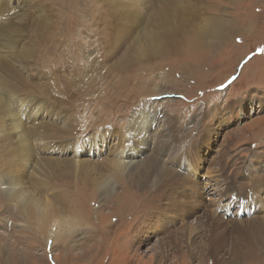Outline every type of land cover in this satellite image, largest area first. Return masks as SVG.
<instances>
[{"label":"rangeland","instance_id":"374dc122","mask_svg":"<svg viewBox=\"0 0 264 264\" xmlns=\"http://www.w3.org/2000/svg\"><path fill=\"white\" fill-rule=\"evenodd\" d=\"M13 1L8 14L0 15V29L9 32L4 37L14 34L10 47L13 54L1 51L0 57L10 60L8 70L13 65L14 71L0 67V88L9 85L13 97L9 98L12 102L8 101L17 104L14 109L22 120L23 111L36 103L63 113L58 117L44 109L33 116L38 117L40 124L50 121L45 127L50 132L27 129L46 135V155L51 156L53 143L58 141L70 146V158L81 150L83 170L66 171L65 166L52 181L42 176L38 168L33 169L35 163L27 166L28 172H34L33 181L41 177L47 192L58 194L59 205L65 207L62 213L51 207L42 212L31 204H10L6 200V184H0V264H224L229 259H236L235 264H264V241L260 253L252 256L236 257V250L230 247L240 234L239 221L248 220L250 213L255 218L264 217V190L260 189L264 186V104L255 100H264V0H208L212 3L208 12L219 17L217 28H229L233 22L234 36H225L202 48V52L182 55H159L157 49L141 39L142 35H138L141 38L137 42L134 36L140 30L146 32L141 25L134 29V36H124L136 22L127 21L125 14L117 17L130 0H22L21 6L16 4L20 0ZM148 1L150 4L146 5L145 0L139 1L143 13L154 11L160 3ZM184 5L174 13H187ZM201 6L206 3L200 2L197 8ZM9 7L0 1L4 11ZM14 7L20 11L15 12ZM21 12L27 14L14 18ZM117 19L124 20V26L116 23ZM109 24L114 26V36L111 29H106ZM182 35L200 39L190 30H184ZM111 40L124 50L135 44L142 46L143 42L149 49L148 58L123 69L116 67V59H110L111 53L106 52ZM27 47H31L30 53H23ZM17 97L20 99L16 101ZM240 102L242 107L236 109L239 114L232 118L229 107ZM11 121L10 117L0 119V133L11 130ZM27 124L34 123L30 120ZM58 127L72 131L60 137ZM96 137L103 139L94 142ZM81 138L86 142H78ZM136 146V151L130 150ZM121 151L128 156L122 162L136 165L129 175L139 186H131L134 183H130L128 171L119 173L107 160L108 156H121ZM62 152L55 150L53 155ZM147 158L168 170L164 178L155 174L149 177V186L158 179L153 189L141 187V181L152 169L141 165ZM2 159L0 154V174L5 173L8 163ZM173 170L192 176L181 179L173 172L171 179L168 175ZM206 170L220 171L221 177L208 178L203 175ZM192 172H198L201 178H194L196 174ZM193 180L202 181L197 186ZM109 185L111 188L106 187ZM183 190L189 194L182 195ZM155 193L164 199L171 196L175 205L165 210V217H157V224L149 225L152 237L135 244L136 237L143 235L139 231L146 232L143 220L151 212ZM231 193L237 200L235 197L222 202L230 203V210L203 215L209 206L214 210L224 195ZM181 206L184 212L191 211L187 218L181 217ZM61 214L78 215L75 228L69 229L64 223L54 225L53 220ZM200 215L208 226L206 231L213 223L226 239L223 250H212L200 241L207 238L203 235L206 231L202 233L197 224ZM164 225L170 226L171 231L183 228L184 234L192 230L194 239L178 233L182 244L173 250L170 243L158 240L168 235L161 232Z\"/></svg>","mask_w":264,"mask_h":264},{"label":"bare ground","instance_id":"6f19581e","mask_svg":"<svg viewBox=\"0 0 264 264\" xmlns=\"http://www.w3.org/2000/svg\"><path fill=\"white\" fill-rule=\"evenodd\" d=\"M8 1L10 3H11V1L14 2L13 0H8ZM105 1H107L109 3L119 2V1L115 2L114 0H105ZM139 1L140 0H130L127 2L126 6H124L123 3L120 1L122 3L121 5H123L122 7L125 10L124 11L122 10L121 11L122 13L119 12L120 14L119 15L117 14L118 15L117 18H120V17H122V15L125 14V18L127 21H135L136 22V24H134L130 28V30H129V28L126 29L128 34L124 33V36H128V37L134 36L133 31L136 27L139 28V25L142 26V29H146V32H144L145 30H143V31L140 30V32L138 31L139 33H137L135 31V33H137L134 36L135 40L137 41V40H139V38L142 37L141 39L147 41L152 48L157 49L159 55H161L165 52H173V53H177L178 55L185 54L188 51H190V52H193V51L202 52V51H200V50H202V48H204L206 46H210V45L212 46L217 40H221V39L225 38V36H226V39H231V37L234 36L233 34L235 33L236 25L233 22H232V24L229 25L230 26L229 28H226V26H223L224 28L223 27L219 28V29L217 28L219 17H217V16L212 17L211 14L208 12V9L212 5V3H210L208 0H151L153 2V4H156L157 2H160V3L158 4L159 6L154 11H149L150 13L149 12L143 13L144 9L142 7L140 8ZM202 1L206 3V6H201L200 8H197L198 4ZM229 1H235V0H229ZM125 2H124V4H125ZM144 4L146 5V4H150V3L148 0H145ZM184 4L187 5L186 10H185V11H187V13L175 14L174 10L179 8V7H184L185 6ZM14 8L16 9L15 12L20 11V9H18V7H14ZM144 8L147 10V6H144ZM26 14L27 13H25V12H21V14L18 13L16 16H14V18H21V16H25ZM111 15H113V14H111ZM203 19H205V20H203ZM117 21L120 22V24H122L124 26V24H125L124 20H118L117 19L116 23H117ZM114 24H115V22H114ZM203 24H206V25H204L205 27H203L204 29L201 31V28H202L201 25H203ZM108 28L112 30V32H113L112 36H114L115 35L114 26L112 24H109L108 27H106V29H108ZM195 28H197V29H195ZM184 30H190L192 33H196L200 39L184 37L182 35ZM120 31L121 30L119 29L118 34ZM8 33H9L8 31H4V30L0 29V41H1L0 46L2 47V50H0L1 55H2L1 51H4L7 55L13 54L12 49L10 47L13 46L14 34L13 35L11 34L7 37H4ZM138 35H142V36L139 37ZM15 38L17 39V37H15ZM114 39L116 40V38H114ZM110 42H112V40ZM125 42H126V39H125ZM113 44H114L113 42L109 43L108 49H106V52L109 51L111 53L110 59H114V58L116 59L115 60V66L116 67L123 69V68H126L128 65H130L134 61H139V60L142 61V60L148 58V50L149 49L147 50V44H143V42H142V46L139 44H135L133 46H129V49L127 48V50H124L121 45L116 46ZM209 48H208V50H209ZM29 49H31V47L25 48L23 50V53L24 52L30 53ZM121 52L125 53V55L120 57L119 54ZM110 53H108V54H110ZM29 55H27V56H29ZM117 56L119 58H116ZM108 58H109V56H108ZM20 62H23L22 59H20ZM9 64H12V62H10V60H8L7 58H6V60H4L3 58L0 57V67L1 68L3 66L4 69L6 68L5 71H7ZM8 71L9 72L14 71L13 65H11V69ZM3 83H4V81H3ZM5 84H7V83H5ZM2 85H4V84H2ZM10 97H13V96H12V90H9V85L8 86L4 85V88H0V119L6 118V117H10L12 119V121L10 122L11 130H7V131H4L3 133H0V154L3 157L2 160H4V163L6 161H8V163L6 165L5 173L0 174V184H6L5 187L7 188L5 190L6 200H8V202L10 204L15 203V204H18L22 207L31 204V205H33L34 208L37 207L42 212H46V210L49 207H51L53 210L58 211V212L61 211V213H62V211H65V207H62L61 205H59V198L56 197L57 193L52 191V193L49 194L47 192V190L44 188L45 182L40 181L41 177L40 178L37 177V180L35 179L36 181H33L32 175L34 172H33V170L31 171V173L28 172L27 166H28V164L30 165L31 163H35V166L33 167V169L38 168V172L42 176L44 175V177L46 179L55 181L57 179V173L63 171L66 167H67L66 171H70L73 169H78V170L80 169L79 172H82L81 171V169H82L81 165L83 164V159H82V155H81L82 154L81 150L76 153L75 158H70L69 156H67L70 146L65 145L64 142L62 143V141H58V142L53 143V149L51 150V156L46 155L48 150H49L48 140H47L46 135L42 132H39L36 130H30L27 128H33V129H37V130H45L47 132H50L47 130V128H45L46 125H48L47 122H50V121L47 120V121L42 122L40 124V120L38 119V117H33V116L36 115L38 112L44 110V109H49L50 114H57L58 117H62L61 115L63 113L56 111V109L54 107H48L47 105L36 103L35 105H28V109L26 110V112L23 111L24 120H22L20 118V115L15 110L17 108V104L15 105V102L13 101V103H12L14 106L13 107L12 104L9 102V101H11L9 99ZM17 99H20V98L17 97L15 100L17 101ZM255 100L259 103L264 104L263 98L258 99V97H257V99H255ZM236 105L234 107H229V110L232 109V112H231L232 118L236 117L239 114L236 112V109L242 107V102H240V104H238L237 106ZM221 114H222V112H221ZM30 120H32V122L34 123L33 125L27 124V122H29ZM36 122H39V124L36 125ZM63 125H65V123ZM58 128L63 133V134L61 133L62 136L60 135V137H63V136H65V133L67 134V133L72 131L69 127H63V128L58 127ZM52 137H53V135H52V133H50V138H52ZM98 138H100L101 140L103 139V137H96L94 139V142ZM31 139L34 140V144L36 146V149L38 148L37 149L38 153H36L33 150ZM78 142H86V139L81 138V139H79ZM135 143H136V141H132V144H135ZM90 144H91V142H88V146ZM91 147H92V145H91ZM65 149H67V150L62 152ZM55 150L62 152V153H60L61 155H53ZM130 150H133V152L136 151L137 146L131 148ZM166 154H167V152H165L163 154V157ZM195 155H196L195 156L196 162H198L200 160L198 158V154H195ZM60 157L63 159H61ZM78 157H80V158H78ZM107 160L112 162L113 167H117L119 169V173H120V171L122 172L123 169H125L128 171L127 172L128 175L130 174L129 170L133 169L136 166V165H126V162H122L123 160L124 161L128 160L124 156V154H121V156L119 154L108 156ZM149 160H151V158H147V159H145V161L143 163H141V165L142 164L144 165L143 168H149V167L152 168L149 175L145 176L143 181H141V183L143 184L141 187H143L145 189H147L148 187L153 189L159 183L158 179H155L152 182V184L149 186V177H151L155 174L161 178H164L165 175L168 173V170L166 168H164L163 165L161 166V164L155 162V160H153V159H152L153 160L152 162H148ZM200 165H201V163H200ZM173 172H176V175H178V177H180L181 179L189 180V177H187V176H192L190 174L181 173L179 171L173 170L168 175V177L171 179H172ZM27 173H28V176H27ZM192 173L196 174L195 176H193L194 178L198 179L200 177L198 172H192ZM219 173H220V171L211 172V171L206 170L203 175H205L208 178L211 177V175H212L215 180H219V177H221V174H219ZM213 174H215V175H213ZM200 175H202V174H200ZM26 177H30V178H28V180H26ZM129 177H131L130 183L131 184L134 183L131 186H134V187L139 186L134 181L133 176L129 175ZM86 180H88V179H86ZM201 181L202 180H200V181L199 180H193V183L198 186L199 184H201ZM89 182H88V184H89ZM171 182H172V180H171ZM53 183L54 182H52L51 184H53ZM104 183L106 185L109 184L106 181H104ZM89 185H91V184H89ZM106 187L111 188V185L106 186ZM263 187L261 186L260 189L264 190ZM255 188L257 189V187H255ZM174 189H175V187H174ZM229 189L230 188H228V190ZM202 191H204V190H202ZM100 192H102V191H100ZM181 193H182V195L189 194V192H187L186 190L181 191ZM103 196H104V193H103ZM235 197H236V195H234L232 193L229 194L228 197H227V194H225L223 197L224 199H221L219 201L220 204H218L214 208V210L211 208V206H209L210 208L205 210L203 215L205 216V215H208L209 213H212V212L217 215V213H220L225 209L230 210V203L222 204V202L225 199H230L231 201H233L232 199ZM102 198H104V197H102ZM99 199L101 200V198H99ZM151 199L154 201V204L151 203L153 207L151 209V212L143 220L144 221L143 224L145 225L146 232L144 233V231H139L138 234L139 235L143 234V235L140 237H136V240L134 242L135 244L138 243L139 240L145 241V240H148L150 237H152L150 232H149V225H151L153 223L157 224L159 222V221H156V220H158L157 217H165V213H164L165 210L169 209L168 208L169 206L175 205L174 200L171 198V196L168 199H164V196H162L159 193H155L154 195H152ZM263 199H264V197H263ZM235 200H237V197ZM204 207H203V209H204ZM179 208H180L179 213L181 214V217L187 218L186 216H188L191 211L190 212H184L183 206H181ZM220 209H222V210L220 211ZM229 210H228V212H229ZM251 210H253V208ZM256 212H258V211L256 210ZM168 214H170V213H168ZM226 214L227 213L225 211L224 215H226ZM50 215H51V213H50ZM63 215L64 214H61L60 218L53 220V221H55L54 225L59 224V223H64L66 225L65 227H67V225H68L69 229L75 228V226L77 225L76 222L78 220V215L76 216V215L70 214V215H66L65 217H63ZM252 215L253 214L250 213V215H249L250 217L248 218V220H241L238 223L240 225L238 228V230L240 231V234L238 237H234L235 241L230 246L231 248H234L236 250V257L237 256L243 257V256H248V255L252 256L256 253H260V251L262 250L261 247H262L263 241H264V217L259 219L260 217L255 218ZM43 218H46V217L44 216ZM219 219L223 220L221 218H219ZM256 221H263V224L261 223L262 224L261 225V224H259L260 222H256ZM160 223H166V222L161 221ZM197 224L201 226L200 228H201L202 233H203V231L207 230L206 228H208L207 225L202 223L201 215L197 221ZM170 229H171L170 226L164 225L162 227L161 232L167 233L168 235H164L162 238H160L158 240L159 241L162 240L164 242L170 243L172 249L176 250V248L180 247V245L182 244V239L179 238L178 233L181 234V232L183 233V231H185V230H183V228H180V229L171 231ZM184 233H183V235H187L188 237L193 238V231L192 230H190L187 234H184ZM208 234H210L211 240H210ZM203 235L207 236V238L202 237L200 239V241L202 243H205V245L210 246V248L212 250L217 251V250H223L225 248V242L224 241L226 239L224 237L220 236V233L218 232L216 227L213 226V223L210 226V230L204 232ZM68 237L70 238V236H68ZM166 239H168V240H166ZM195 245H197V244H195ZM198 245H199V243H198ZM198 245L196 247L195 246L194 247L198 248ZM162 254H164V253H162ZM235 260L236 259H229L224 264H235Z\"/></svg>","mask_w":264,"mask_h":264},{"label":"clouds","instance_id":"9594fccd","mask_svg":"<svg viewBox=\"0 0 264 264\" xmlns=\"http://www.w3.org/2000/svg\"><path fill=\"white\" fill-rule=\"evenodd\" d=\"M1 1V0H0ZM3 2H6V3H8L9 4V10L8 11H4L2 8H0V14L1 15H7L8 14V12L11 10V3L8 1V0H2ZM16 4L18 5V6H21V4H22V0H20V1H16ZM27 8H29V6H26ZM25 10V9H24ZM28 10V9H27ZM3 12H5V13H3ZM157 117V116H156Z\"/></svg>","mask_w":264,"mask_h":264},{"label":"water","instance_id":"95a60500","mask_svg":"<svg viewBox=\"0 0 264 264\" xmlns=\"http://www.w3.org/2000/svg\"><path fill=\"white\" fill-rule=\"evenodd\" d=\"M2 1V0H1ZM1 13V12H0ZM3 13H5V12H3ZM1 15V14H0Z\"/></svg>","mask_w":264,"mask_h":264}]
</instances>
